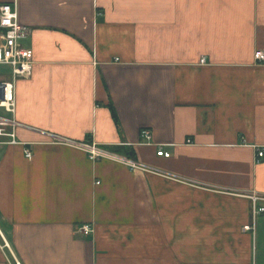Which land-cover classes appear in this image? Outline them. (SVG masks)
Returning <instances> with one entry per match:
<instances>
[{"label":"crops","instance_id":"crops-1","mask_svg":"<svg viewBox=\"0 0 264 264\" xmlns=\"http://www.w3.org/2000/svg\"><path fill=\"white\" fill-rule=\"evenodd\" d=\"M4 4L32 30L15 120L33 158L0 145V264H264V213L244 230L264 195V0Z\"/></svg>","mask_w":264,"mask_h":264},{"label":"built area","instance_id":"built-area-1","mask_svg":"<svg viewBox=\"0 0 264 264\" xmlns=\"http://www.w3.org/2000/svg\"><path fill=\"white\" fill-rule=\"evenodd\" d=\"M32 30L29 27L21 25L18 17L16 5L4 4L0 6V66L7 67L10 72L5 76H0V145L4 146H23L24 153L28 160H32L33 154L27 145L22 144L17 139L18 122L15 120L16 114V89L17 84L22 79H28L32 76L34 65V53L32 49L27 48L24 42L31 37ZM254 60L257 64L264 66V51H257L254 55ZM205 64V60L201 61ZM1 112L11 116L5 117ZM142 138L147 144L151 143V133L143 131ZM3 140V141H2ZM67 145L80 147L89 154V159L92 162L113 159L106 151L100 149L95 144H75L66 142ZM159 156L170 158V153L160 148ZM264 158V148L257 152V162ZM123 163L137 169L138 167L129 160H122ZM252 204V222L244 227V230L249 233L255 232L256 219L264 213V195L260 193H250L246 196ZM79 233L84 237H89L94 233L93 226L90 224L83 225L79 228ZM4 247L8 244L5 242ZM255 264V263H253Z\"/></svg>","mask_w":264,"mask_h":264},{"label":"rangeland","instance_id":"rangeland-1","mask_svg":"<svg viewBox=\"0 0 264 264\" xmlns=\"http://www.w3.org/2000/svg\"><path fill=\"white\" fill-rule=\"evenodd\" d=\"M10 72L7 67L0 66V76H5Z\"/></svg>","mask_w":264,"mask_h":264}]
</instances>
